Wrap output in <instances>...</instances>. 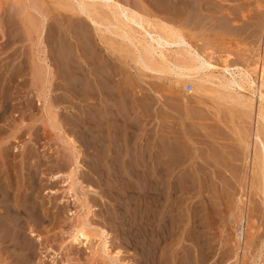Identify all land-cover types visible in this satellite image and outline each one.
<instances>
[{
  "label": "rangeland",
  "instance_id": "1",
  "mask_svg": "<svg viewBox=\"0 0 264 264\" xmlns=\"http://www.w3.org/2000/svg\"><path fill=\"white\" fill-rule=\"evenodd\" d=\"M79 1L0 0V188L5 199L7 195L18 200L20 223H25L18 233L21 241L1 244L0 264H264V119L257 115L262 102L256 88L251 92L247 83L244 89L225 88L215 78L195 87L192 78L179 79L176 68L164 66L157 53L153 67L163 71L148 69L137 61L138 40L150 41L139 26L121 15L112 17L114 8L99 2L92 9L103 24L97 29L78 12ZM117 1L151 21L146 27L153 26L148 27L152 33L176 30L216 65L198 75H220L227 64L245 67L259 83L258 68L264 67V0ZM31 5L45 14L43 43H38L35 32L41 15ZM122 27L138 34L129 39ZM171 45L162 48L171 65L189 59L185 50L189 46ZM43 54L48 61L40 62ZM73 153L80 157L76 168L80 201L65 190L64 177L76 165ZM159 170L165 188L170 180L180 187L175 200L182 207L180 215L184 219L187 211L195 214L199 232L186 238L182 222L164 235L167 238L157 240L160 256L156 251L150 257L143 235L148 213L144 189L148 174ZM84 197L91 210L86 216L91 241L72 243L69 233L76 212H87L79 206ZM11 220L5 216L2 238L9 239L4 228L11 235ZM99 227L110 235L111 255L94 253ZM21 234L31 240L24 241ZM198 234L203 246L192 239ZM18 244L26 250L15 251ZM27 252L32 257H26Z\"/></svg>",
  "mask_w": 264,
  "mask_h": 264
},
{
  "label": "bare ground",
  "instance_id": "2",
  "mask_svg": "<svg viewBox=\"0 0 264 264\" xmlns=\"http://www.w3.org/2000/svg\"><path fill=\"white\" fill-rule=\"evenodd\" d=\"M102 3L103 5H105V7L106 6H109V7H112V8H114V10H113V15L114 16H112V14L110 13V15L112 16V17H117L118 15L120 16H122V17H124V19L127 21V22H132L133 24H136L137 26H139L140 27V29L143 31V36H145L146 37V35L147 36H149V37H147L146 39H148V38H150V41H143V39H142V41L141 40H138L140 43L139 44H141L140 45V47H141V49L139 48V51H138V47L136 48L137 49V51L139 52V54H138V59H137V61L139 60L140 62H141V64H143V66L144 67H146V68H148V69H156V70H158V71H163V68L161 67H157V68H155V67H153V63L154 62H156V61H154L153 62V54L154 53H157L158 55H159V58L160 59H162L164 62H162L163 64H164V66H166V67H168V68H170L171 70L173 69V68H176V70H175V74L177 75V77L180 79V78H185L186 77V79L187 78H192L193 79V82H194V84H195V87H204L205 85V81H213V78H215V80L217 79L218 80V85H220V86H222V87H225V88H228V87H230V86H232V85H234L233 87L235 88V87H239V88H243L244 89V84H248L249 86H250V88L252 87V89L254 90V91H251V92H255V88H256V90H257V94H258V97H259V100L262 102V104L261 105H259V107H258V114L257 115H259L262 119H264V92H262L261 91V87H264V67H260V70H259V68H258V71H259V76H256V77H259V83L258 84H256L257 82V80H254V79H251L250 78V76H249V72L245 69V67L244 68H241L240 66H236V67H231V66H228L227 64H224L223 65V67H221V70H220V75H216V74H214L213 72H210V73H204V75H202V76H200V75H198L199 74V72H200V70L202 71V69H209V68H213L214 66H216L214 63H212L209 59H207V58H205L203 55H201V54H199V52H197L195 49H192L191 48V45L185 40V38L180 34V33H178L176 30H172V29H170L169 30V28H167V31H164V32H160V30L158 31L157 30V32H151L150 30H149V28L148 27H150V28H152L151 26H148V27H146V25L148 24L149 25V23L151 22V21H148V20H146V19H144L142 16H141V14L139 15L138 14V12H136L135 10H133L131 7H129V6H126V5H123V4H121L120 2H118L117 0H89V2L87 1V0H80L79 2H78V12L80 13V14H83V16H85V17H87L88 19H89V21L93 24V26H95L97 29L101 26V24H102V20L101 21H99L93 14H92V9H94V3ZM258 3V2H257ZM31 7L33 8V9H35L37 12H38V14H40L39 16H40V20H39V22H38V25H36L35 26V32H37V40H38V43H43V40H42V33H43V31H44V28H45V26H44V22H45V14L40 10V9H37V7L35 6V5H31ZM108 8V7H107ZM110 11H112V10H110ZM246 13V12H245ZM122 19V18H121ZM148 19V18H147ZM119 20V19H118ZM220 20V19H219ZM230 20V19H229ZM114 21V20H113ZM122 21V20H121ZM218 21V20H217ZM231 21V20H230ZM27 22V21H26ZM115 22V21H114ZM123 22V21H122ZM107 23V22H106ZM112 23V22H111ZM115 23H117V20H116V22ZM152 23V22H151ZM151 23H150V25H151ZM156 23V22H155ZM225 23V22H224ZM124 24H126V23H124ZM129 24V23H128ZM132 24V25H133ZM103 25V24H102ZM106 25V24H105ZM116 25V24H115ZM118 25H119V23H118ZM121 25V24H120ZM127 25V24H126ZM153 25V24H152ZM161 25V24H160ZM135 26V25H134ZM154 26H156V25H154ZM165 26V25H164ZM114 27V26H113ZM118 27V26H117ZM123 27H125V26H123ZM122 27V28H123ZM136 27V26H135ZM139 27H138V29H139ZM166 27V26H165ZM96 28H95V30H96ZM110 28V27H109ZM108 28V29H109ZM116 28V27H115ZM130 28V27H129ZM137 28V27H136ZM148 28V29H147ZM154 28H156V27H154ZM158 28V27H157ZM111 29H112V27H111ZM127 29V28H126ZM132 29V28H131ZM102 30V29H101ZM129 30V29H128ZM134 30V29H133ZM136 30V29H135ZM98 31V30H97ZM123 31H124V28H123ZM154 31H156L155 29H154ZM162 31V30H161ZM111 32H112V30H111ZM125 32V31H124ZM133 32V31H132ZM135 32V31H134ZM133 32V33H134ZM137 33V32H136ZM136 33H134V34H136ZM142 33V32H141ZM134 34L132 35L131 34V31L129 32V31H126L123 35L125 36V37H127V38H131L132 39V36H134ZM138 34V33H137ZM140 35V34H139ZM139 35H137V37L139 36ZM141 35V36H142ZM123 36V37H124ZM140 36V37H141ZM122 38V37H121ZM123 39V38H122ZM134 39V38H133ZM135 40H136V38H135ZM131 41V40H130ZM153 41V42H152ZM133 43V42H132ZM138 43V42H137ZM137 43H135V44H137ZM182 43V45H184L185 46V44L187 45V46H189V48H185V50L187 51V53L189 54V59H187L186 61L185 60H177V61H174L173 63H172V65H171V63L170 62H168L169 60H167V58H166V55H165V53H164V51L163 50H165V49H162L165 45H171V44H181ZM172 46V45H171ZM176 46V45H175ZM186 46V47H187ZM166 47V46H165ZM179 47H181V45H179ZM183 47V46H182ZM42 48V47H41ZM178 48V47H177ZM43 49V48H42ZM167 50V49H166ZM174 50V49H173ZM178 50H179V48H178ZM182 50H184L183 48H182ZM36 51H38V50H36ZM136 51V52H137ZM172 51V50H171ZM170 52V51H169ZM177 52V51H176ZM179 52V51H178ZM180 52H181V50H180ZM45 53V52H44ZM47 53V52H46ZM182 53V52H181ZM48 54V53H47ZM171 54V53H170ZM183 54V53H182ZM175 55H176V53H175ZM168 56V55H167ZM178 56H181L180 54L178 55ZM185 56V55H184ZM38 57V56H37ZM170 57V56H169ZM36 58V57H35ZM45 58H47L46 56H44V54H43V57L41 56V61L40 62H42V61H48V60H45ZM157 58V57H156ZM173 58V57H172ZM48 59V58H47ZM168 59H170V58H168ZM175 59H176V57H175ZM182 59H184L183 57H182ZM172 60V59H171ZM174 60V59H173ZM172 60V61H173ZM34 61H35V59H34ZM37 61V60H36ZM170 63V64H169ZM38 64V63H37ZM223 64V63H222ZM43 65V64H42ZM48 67V66H47ZM46 68V67H45ZM215 68V67H214ZM218 68H216L215 70H217ZM167 70V69H166ZM173 70V71H174ZM211 71H215V70H212V69H210ZM219 70V69H218ZM217 70V71H218ZM43 71V70H42ZM168 71V70H167ZM164 72H165V70H164ZM204 72V71H203ZM202 72V73H203ZM208 72V71H207ZM201 73V74H202ZM251 73V72H250ZM42 74V73H41ZM32 75V74H31ZM37 75V74H36ZM40 75V74H39ZM176 75H175V77H176ZM251 75V74H250ZM42 76V75H41ZM32 77H33V75H32ZM32 77H31V79H32ZM39 77V76H38ZM62 77V76H61ZM40 79H42V78H40ZM49 80V79H48ZM44 81V80H43ZM40 82V81H39ZM39 82H38V84H39ZM49 82V81H48ZM192 82V83H193ZM36 83V82H35ZM67 83V82H66ZM77 83V82H76ZM209 83V82H208ZM253 84H256L257 85V87H254V85ZM82 85V84H81ZM216 85V84H215ZM37 86V85H36ZM40 86V85H39ZM76 87V86H75ZM217 87V86H216ZM218 88V87H217ZM216 88V89H217ZM239 88H238V90H239ZM198 89V88H197ZM223 89V88H222ZM237 89V88H236ZM242 90V89H241ZM203 91V90H202ZM219 91V90H218ZM243 91H245V90H243ZM232 92H233V90H232ZM39 93V92H38ZM246 93L248 94L249 93V91L247 92L246 91ZM1 94V93H0ZM49 94V93H48ZM230 94V93H229ZM232 94V93H231ZM234 94V93H233ZM236 94H237V92H236ZM251 94V93H250ZM255 94V93H254ZM6 95V94H5ZM46 94L44 93L43 94V104L44 105H46V96H45ZM2 97H4L5 98V96H3V94L1 95ZM48 96V95H47ZM64 96V95H63ZM126 96V95H125ZM237 96V95H236ZM239 96H240V93H239ZM254 96V95H253ZM42 97V96H41ZM240 97H243V96H240ZM250 97H251V95H250ZM256 97V96H255ZM38 98V97H37ZM257 99V98H256ZM10 100V99H9ZM242 100V99H241ZM244 100H245V97H244ZM250 100H253V98H250ZM39 101V100H38ZM41 101V100H40ZM39 101V102H40ZM7 102V101H6ZM28 102V101H27ZM247 102V101H246ZM250 102H252L253 103V101H250ZM257 102H259V101H257ZM127 103V102H126ZM242 103V102H241ZM0 104H1V102H0ZM43 105V106H44ZM4 106V105H3ZM12 106V105H11ZM0 107H1V105H0ZM46 107H47V105H46ZM257 107V106H256ZM2 108V107H1ZM4 108V107H3ZM7 108V107H6ZM11 109V108H10ZM43 109H44V107H43ZM5 110V109H4ZM6 111V110H5ZM5 111H4V113H5ZM49 111V110H48ZM52 111V110H51ZM2 112H3V110H2ZM4 113H2L3 115H4ZM45 113V112H44ZM46 114V113H45ZM128 115V114H127ZM259 116H257V121H258V118H259ZM56 117V116H55ZM52 119V118H51ZM50 119V120H51ZM79 119V118H78ZM261 119V120H262ZM2 120V117H0V121ZM262 121H264V120H262ZM78 124V123H77ZM98 124V123H97ZM76 125V124H75ZM77 126V125H76ZM1 128V127H0ZM79 128H81V127H79ZM257 129V128H256ZM255 129V130H256ZM77 130H79V129H77ZM80 131V130H79ZM78 131V132H79ZM84 131V130H83ZM83 131L81 132L82 133V136L84 135V133H83ZM64 132V131H63ZM149 133V132H148ZM176 133V132H175ZM65 135V134H64ZM68 135V134H67ZM90 135V134H89ZM86 136H87V134H86ZM67 138H68V136H67ZM80 138V137H79ZM82 138V137H81ZM161 138V137H160ZM85 140L84 141H86V137L84 138ZM82 140V139H81ZM83 141V140H82ZM81 141V142H82ZM67 142V141H66ZM75 142V141H74ZM100 142V141H99ZM175 142V141H174ZM73 142H71L70 144H72ZM82 143H84V142H82ZM91 143V142H90ZM93 143V142H92ZM65 144V143H64ZM67 144V143H66ZM75 144H77V143H75ZM68 145V144H67ZM73 145H74V143H73ZM94 145V144H93ZM102 145V144H101ZM172 145V144H171ZM88 146V145H87ZM92 146V145H91ZM175 146V145H174ZM173 146V147H174ZM76 147H78V146H76ZM76 147H74V149L76 148ZM79 147H80V145H79ZM164 147V146H163ZM170 147V146H169ZM172 147V146H171ZM15 148V147H14ZM91 148V147H90ZM103 148V147H102ZM71 149V148H70ZM80 150H81V147L79 148ZM101 149V148H100ZM172 148H170V150H171ZM198 149V148H197ZM131 150V149H130ZM167 150V149H166ZM76 151V150H75ZM27 152V151H26ZM72 153V152H71ZM153 153H154V151H153ZM74 154V153H73ZM173 154V153H172ZM70 155H72V154H70ZM75 155V154H74ZM172 156V155H171ZM74 157V156H73ZM78 158V156L77 155H75V163H73V164H76V165H74L75 166V168H72L69 172H67L66 173V175H65V177H64V181H66V184L65 185H67L66 186V188H65V190H66V192H68V193H71L72 195H74L75 196V198L74 199H76L77 201H80V199L82 198H80L79 199V196H78V194H77V191H76V188H77V186H76V168L78 167V163H79V158ZM154 160H156V159H154ZM147 161V160H146ZM152 161H153V159H152ZM159 161V160H158ZM158 161H157V163H158ZM175 161V160H174ZM146 163V162H145ZM147 163H150V162H147ZM146 163V165H148ZM141 164V163H140ZM151 164H153L152 162H151ZM151 164H149V165H151ZM155 164V163H154ZM159 164V163H158ZM162 163H160L159 164V166L161 165ZM156 165V164H155ZM73 166V167H74ZM131 166V165H130ZM156 166H158V165H156ZM257 166V165H256ZM140 167V166H139ZM142 167V166H141ZM153 167H155V166H153ZM99 168V167H98ZM148 168H152V165H151V167H148ZM159 168V167H158ZM96 169V168H95ZM141 169H144V168H141ZM155 169V168H154ZM164 169H166V168H164ZM132 170H134V169H131V172H132ZM145 171H147L146 169H144ZM149 170V169H148ZM161 170H163V169H161ZM161 170H159V171H157V174L155 173L156 171H154V172H150L149 174H148V177H147V181H145V187H146V189H144V191L146 190V196H147V203H148V213L146 214V223H145V229H146V234H143V235H145L146 236V243H147V245H148V254L150 255V257L151 256H153V255H155L156 254V251H157V240H159V241H161V240H163V239H165V238H167V235H166V237H164V235L165 234H168V232L169 231H172L174 228H176V229H178L179 227H180V225H181V223L182 222H184V228H183V230L185 231V237L186 238H188L187 236H188V234H190V233H192V234H195V232H199L198 231V229H199V222H198V218H196V216H195V214H193V213H188V211H187V215H185V218L183 219L182 217H181V215H180V208H182V207H180V203H179V201H175L176 199H178L179 200V189H180V187L179 188H177L176 187V185L175 184H173L172 182L173 181H169V184H168V186L165 188V186L166 185H164V183L166 182V181H164V176H163V173H162V171ZM174 170V169H173ZM177 170V169H176ZM179 170V169H178ZM99 171V170H98ZM136 171H137V169H136ZM142 171V170H141ZM140 171V172H141ZM167 171V170H166ZM170 171V170H169ZM174 172V171H173ZM157 175V176H155V174ZM169 173H171L172 174V172H169ZM8 174V173H7ZM118 174V173H117ZM137 174V173H136ZM142 174H143V172H142ZM146 174V173H145ZM182 174V173H181ZM34 175V174H33ZM128 175H130V174H128ZM134 175H135V173H134ZM147 175V174H146ZM169 175V174H168ZM183 175H185V174H183ZM6 176V175H5ZM9 176V175H8ZM142 176V175H141ZM171 176V175H170ZM170 176H167L168 178V180H169V177ZM136 177V176H135ZM139 177L140 176H138V178L137 179H139ZM144 177V176H143ZM179 177V176H178ZM56 178V177H55ZM116 178V177H115ZM142 178V177H141ZM146 178V177H145ZM166 178V177H165ZM171 178V177H170ZM185 178V177H184ZM31 179V178H30ZM8 179H6L5 181H7ZM146 180V179H145ZM168 180H167V182H168ZM173 180V179H172ZM186 180H188V179H186ZM3 181V180H2ZM33 181V180H32ZM32 181H30V182H32ZM127 181V180H126ZM135 181H137V180H135ZM140 181V180H139ZM8 182V181H7ZM6 182V183H7ZM10 182V181H9ZM8 182V183H9ZM81 182V181H80ZM121 182V181H120ZM138 182V181H137ZM187 182H189V181H186V183ZM3 183V182H2ZM7 183V184H8ZM37 183V182H36ZM77 183H79V182H77ZM143 184H144V181L142 182ZM177 183H179V182H177ZM9 184H11V183H9ZM13 184V183H12ZM11 184V185H12ZM31 184V183H30ZM124 184H126V183H124ZM188 184V183H187ZM0 185H1V183H0ZM4 185H6L5 183H4ZM128 185V184H127ZM17 186H19V185H17ZM76 186V187H75ZM80 186H81V184H80ZM125 186V185H124ZM135 186V185H134ZM144 186V185H143ZM187 186V185H186ZM189 186V185H188ZM195 186V185H194ZM15 187V186H14ZM32 187H34V185L32 186ZM31 187V188H32ZM1 188H2V186H1ZM1 188H0V232H1V229H3L2 227H3V225L4 224H6L5 222H4V220H5V216H11L12 217V220L10 221V224H9V228H11V230L10 231H12V228H13V231H12V233H11V235H9L8 233V231L9 230H7L6 228H4L6 231H7V236H10L9 237V239L8 238H4V236H3V238L0 236V246H1V244L3 243V241H7V240H16V242L18 241L17 239H19L18 238V233H19V231H20V233H22L21 231H23V230H21V228L22 227H25V223H24V221H22L23 222V225L20 223V219L19 218H21L23 215L22 214H19V207H21L20 206V204L18 203V200H17V202H13V200L11 199V198H8L7 199V195H6V199L3 197V196H1V193L3 192V191H1ZM5 189H6V187H4ZM19 188V187H18ZM29 188V187H28ZM129 188H131V187H129ZM128 188V189H129ZM137 188V187H136ZM135 188V189H136ZM141 188H143V187H141L140 186V188L139 189H141ZM17 191L19 190V189H17V188H15ZM2 190H3V188H2ZM7 190V189H6ZM12 190V189H11ZM64 190V191H65ZM143 190V189H142ZM10 191V190H9ZM81 191H83V190H81ZM129 191H130V189H129ZM11 192V191H10ZM134 192V191H133ZM14 193H15V190H14ZM24 193H26V192H24ZM31 193H32V191H31ZM131 193V192H130ZM17 194H18V192H17ZM16 194V195H17ZM8 195H10V194H8ZM11 195H12V193H11ZM15 195V194H14ZM33 195H34V193H33ZM70 195V194H69ZM85 195V194H84ZM83 195V196H84ZM196 195V194H195ZM24 196H26V195H24ZM24 196H23V199H24ZM27 196H29V194L27 195ZM197 196V195H196ZM4 199H3V198ZM30 197H32V196H30ZM21 198V197H20ZM86 197H84V202H81L82 204L81 205H79V206H81V207H83V206H85V208H86V213L85 214H83V215H80L79 214V211L78 212H76V214H77V217H76V219H75V221L73 222V227H72V230H71V233H69L70 234V237H71V241H72V243H73V241H75L74 243H76V241H80V239L82 240H84V243H88V242H90L91 241V237H90V235H91V232H90V226H91V222H89L88 221V219L86 218V216H87V214L89 213V212H91V210H90V206H88V203L86 202V199H85ZM180 198H182V197H180ZM189 198V197H188ZM15 199H17V198H15ZM18 199H19V197H18ZM23 199H21V201L23 200ZM27 199H29L28 197H27ZM31 199H33V198H30V200ZM170 199H172V200H170ZM185 199V198H184ZM34 200H35V198H34ZM34 200H33V202H34ZM127 200V199H126ZM28 201V200H27ZM26 201V204L28 203ZM82 201V200H81ZM25 202V201H24ZM32 202V203H33ZM29 203L31 204V202L29 201ZM28 203V204H29ZM35 203H36V201H35ZM120 203H121V201H120ZM22 204L26 207L27 205H25L23 202H22ZM32 205V204H31ZM35 205V204H34ZM33 206V205H32ZM31 206V207H32ZM39 206V205H38ZM145 206V205H144ZM147 206V205H146ZM199 206V205H198ZM209 206V205H208ZM30 207V206H29ZM34 207V206H33ZM35 207H37V205L35 206ZM22 208H24V207H22ZM133 208V207H132ZM25 209V208H24ZM28 209V208H27ZM33 208H31L30 209V211L32 210ZM37 209V208H36ZM37 210H39V208L37 209ZM79 210V209H78ZM82 210H84V209H82ZM185 210H187V208L185 209ZM211 210V209H210ZM243 210V209H242ZM29 211V210H28ZM129 211V210H128ZM134 211V210H133ZM190 211V210H189ZM22 212V211H21ZM24 212H27V210L26 211H24ZM23 212V213H24ZM32 214H34L35 215V213L37 212V211H34V210H32ZM35 212V213H34ZM185 212V211H184ZM202 212V211H201ZM206 212V211H205ZM31 213V212H30ZM84 213V212H83ZM31 214V215H32ZM55 214V213H54ZM124 214H126V213H124ZM198 214H200V213H198ZM20 215V216H19ZM134 215V214H133ZM139 215V214H138ZM206 215V214H205ZM29 216V215H28ZM242 216H243V213H242ZM34 217H36V216H34ZM136 217V216H135ZM139 217V216H138ZM25 218V217H24ZM124 218V217H123ZM140 218V217H139ZM139 218H138V220H139ZM243 218V217H242ZM241 218V219H242ZM7 219V218H6ZM235 219V218H234ZM142 220V219H141ZM140 220V221H141ZM184 220V221H183ZM143 221V220H142ZM208 221H210V220H208ZM135 222V221H134ZM137 222H139V221H137ZM240 222V221H239ZM245 222V221H244ZM8 223V222H7ZM130 223V222H129ZM140 223V222H139ZM142 223V222H141ZM140 223V224H141ZM33 224V223H32ZM180 224V225H179ZM239 224V223H238ZM254 224V223H253ZM94 225V224H93ZM203 226V225H202ZM126 227V226H125ZM141 226H139V228H140ZM211 227V226H210ZM20 228V229H19ZM92 228V227H91ZM132 228V227H131ZM204 227H202V229H203ZM24 229V228H23ZM32 229V228H31ZM71 229V228H70ZM138 229V228H137ZM143 229V231H144V228H142ZM201 229V231H203ZM244 229V228H243ZM250 229V228H249ZM30 230V229H29ZM34 230V229H33ZM94 230V229H93ZM180 230V229H179ZM178 230V232L177 233H179L180 231ZM241 230V229H240ZM6 231H5V233H6ZM96 231V230H95ZM142 231V232H143ZM237 231V230H236ZM244 232V231H243ZM239 234H241L240 232H238ZM186 234H187V236H186ZM205 234V233H204ZM239 234H237V237H238V235ZM251 234V233H250ZM1 235H2V233H1ZM3 235H5V234H3ZM95 235H97V242H95V245H96V248H97V250L98 251H94V253L97 255V254H100L99 252H101L100 250H102V253L104 252L105 253V255L106 256H108V255H111V253H110V251H109V246H110V242H109V233L105 230V228H103V227H99V229L96 231V234ZM21 236H22V234H21ZM133 236V235H132ZM22 237H24V236H22ZM96 237V236H95ZM141 237H143V236H141ZM164 237V238H163ZM201 237H203V236H201ZM240 238H241V236H239ZM238 237V239L240 240V238ZM170 238V237H169ZM198 238H199V234H198V236L197 235H195V236H193L192 237V239H193V241L195 242V243H198V245H200V246H203V243L204 242H199V240H198ZM243 238V237H242ZM23 239V238H22ZM25 239L26 240H31V239H27V238H25L24 237V241H25ZM182 239H184V237H182L181 239H179L177 242L179 243V242H181L182 241ZM167 240H169V239H167ZM171 240V239H170ZM201 240V239H200ZM206 240H207V238H206ZM238 240V241H239ZM242 240V239H241ZM20 241H21V238H20ZM23 241V242H24ZM185 241V240H184ZM190 241L192 242V240H191V238H190ZM247 241V240H246ZM30 242V241H29ZM207 242V241H206ZM8 243V242H7ZM15 242H13L12 244H14ZM18 243V242H17ZM21 243V242H20ZM24 243H26V242H24ZM33 243V242H32ZM194 243V244H195ZM208 243V242H207ZM242 243H243V241H242ZM11 244V245H12ZM28 244V243H27ZM140 244V243H139ZM145 244V243H144ZM239 244H240V242H239ZM239 244H238V247H239ZM10 245V246H11ZM30 245H31V242H30ZM143 245V244H142ZM163 245V244H162ZM178 245V244H177ZM242 245V244H241ZM240 245V246H241ZM14 246H15V244H14ZM32 246V245H31ZM93 246H94V244H93ZM141 246V245H140ZM146 246V245H145ZM174 246V245H173ZM176 246V245H175ZM209 246V245H208ZM5 247H6V245L4 246V248L3 249H5ZM27 247V246H26ZM26 247L24 248V246L22 245V244H18L16 247H15V251H24V250H26ZM33 247H34V245H33ZM142 247V246H141ZM141 247H139L140 249H141ZM242 247V246H241ZM1 248V247H0ZM29 248H31V247H29ZM94 248H95V246H94ZM209 248V247H208ZM2 249V250H3ZM10 249V251H11V249H13L12 248V246L9 248ZM34 249V248H33ZM93 249V248H92ZM145 249H146V247H145ZM160 249V248H159ZM238 249V248H237ZM1 250V249H0ZM7 250V249H6ZM143 250V249H142ZM5 251V250H4ZM8 251V250H7ZM28 251V250H27ZM29 251H30V249H29ZM28 251V252H29ZM146 251H147V249H146ZM27 252V254L26 255H30V253H28ZM144 252H145V250H144ZM158 252V251H157ZM11 253V252H10ZM17 253H19V252H17ZM22 253V252H21ZM92 253V252H91ZM94 253H93V257H94ZM114 253V252H113ZM118 252H115L114 253V255L115 254H117ZM146 253V254H147ZM159 253V256H160V251L158 252ZM12 254V253H11ZM10 254V255H11ZM14 254V253H13ZM13 254H12V256H13ZM15 255V254H14ZM20 255V254H19ZM29 255L28 256H26V257H28L29 258ZM95 255V256H96ZM113 255V254H112ZM144 255V254H143ZM157 255V254H156ZM17 255H15L14 257H16ZM100 256V255H99ZM23 257V256H22ZM30 257H32V255H30ZM92 257V258H93ZM105 257V256H104ZM117 257V256H116ZM146 257V256H145ZM149 257V256H148ZM155 257H157V256H155ZM5 258V257H4ZM24 258V257H23ZM28 258H26V259H28ZM16 258H14L13 260H15ZM31 259V258H30ZM29 259V260H30ZM109 259V258H108ZM154 259V258H153ZM156 259V258H155ZM161 259V258H160ZM29 260H28V262H29ZM112 260V259H111ZM143 260V259H142ZM145 260H146V258H145ZM149 260V259H148ZM148 260H146V261H148ZM190 260V259H189ZM150 261V260H149ZM148 261V262H149ZM152 262L153 261H155V260H151ZM92 262V261H91ZM94 262V261H93ZM92 262V263H93ZM113 262V261H112ZM158 262V261H157ZM162 262V261H161ZM6 263H7V261H6ZM151 263V262H150ZM18 264V263H17ZM29 264V263H28ZM159 264V263H158ZM161 264V263H160Z\"/></svg>",
  "mask_w": 264,
  "mask_h": 264
},
{
  "label": "built area",
  "instance_id": "3",
  "mask_svg": "<svg viewBox=\"0 0 264 264\" xmlns=\"http://www.w3.org/2000/svg\"><path fill=\"white\" fill-rule=\"evenodd\" d=\"M191 87H192L191 85H188V89H191Z\"/></svg>",
  "mask_w": 264,
  "mask_h": 264
}]
</instances>
